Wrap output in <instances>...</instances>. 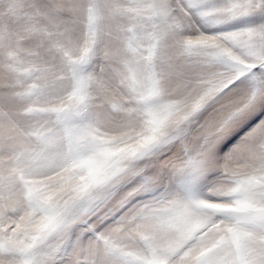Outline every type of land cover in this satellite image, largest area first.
<instances>
[{
  "label": "snow or ice",
  "instance_id": "6c2138e0",
  "mask_svg": "<svg viewBox=\"0 0 264 264\" xmlns=\"http://www.w3.org/2000/svg\"><path fill=\"white\" fill-rule=\"evenodd\" d=\"M0 264H264V0H0Z\"/></svg>",
  "mask_w": 264,
  "mask_h": 264
},
{
  "label": "rangeland",
  "instance_id": "374dc122",
  "mask_svg": "<svg viewBox=\"0 0 264 264\" xmlns=\"http://www.w3.org/2000/svg\"><path fill=\"white\" fill-rule=\"evenodd\" d=\"M118 125H119V122H116V123H114L112 125V127L113 128H116V127H118ZM139 128H140V126L139 125H136L134 128H129L128 129V132H129L130 135L135 136L136 131H138ZM99 134H100V136L102 138H105V139H109L110 140L112 136L117 135V132H115V131H108L105 128H101L99 130ZM111 147L113 148V153H112L113 156L117 155L122 150V148H123V146L120 145L118 142H113L111 144ZM106 162H107L106 160H103L102 159V163H106Z\"/></svg>",
  "mask_w": 264,
  "mask_h": 264
}]
</instances>
